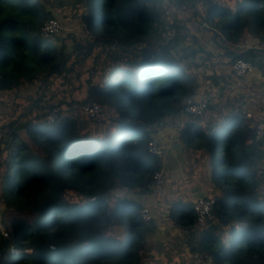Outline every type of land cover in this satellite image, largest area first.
Masks as SVG:
<instances>
[{
	"label": "trees",
	"instance_id": "1",
	"mask_svg": "<svg viewBox=\"0 0 264 264\" xmlns=\"http://www.w3.org/2000/svg\"><path fill=\"white\" fill-rule=\"evenodd\" d=\"M63 1L0 0V93L41 82L56 87L41 96L53 101L86 75V100L103 114L82 122V103L48 102L57 122L25 124L44 156L19 138L21 126L0 124V206L35 215L15 221L7 237L0 231V264H264V178L256 172L264 150L254 140L253 114L245 118L241 99L221 118L207 115L209 100L201 117L183 112L197 101L201 79L235 85V58L226 62L229 74H217L210 56L195 61L198 40L221 49L246 31L264 44V0H175L191 14L186 22L161 0H72L71 23L57 10ZM49 19L62 25L55 40L42 35ZM188 37L198 50L181 47ZM238 57L264 65L252 50ZM110 63L121 68L98 76ZM183 118L179 139L207 163L214 205L198 222L191 198L172 199L166 215L179 232L174 257L150 240L157 221L151 201L141 199L163 187H151L163 156L149 153L148 142L158 126Z\"/></svg>",
	"mask_w": 264,
	"mask_h": 264
},
{
	"label": "crops",
	"instance_id": "2",
	"mask_svg": "<svg viewBox=\"0 0 264 264\" xmlns=\"http://www.w3.org/2000/svg\"><path fill=\"white\" fill-rule=\"evenodd\" d=\"M198 7H200L199 4ZM177 17H181L183 20L186 18L180 10L177 13ZM188 18L189 16L187 19ZM193 34L197 36L196 33L193 32ZM198 42L199 47H201L203 51L196 55L195 61L201 63L210 56L211 66L217 70V74H229L230 65L226 62L251 50L262 56L261 58L257 57L258 59L264 60V44H260L258 39L252 37L246 31L242 34L237 44H223V49H219L217 45L210 40L204 41L199 39ZM224 48L234 52L236 55L233 57L226 56L224 54ZM111 65L112 63H110V67L108 66L106 69L108 70L106 74L112 71ZM98 75L103 76L104 74ZM230 80L234 82L235 85L223 88L224 85L221 83L220 86L217 87L212 82L201 79L195 100H209L211 109L207 112V115L211 118H217L220 116V112H226L232 106L236 108L239 99H241L243 101V106L247 103V113L253 114L255 120H264V65H262V67L258 65L254 66L252 73L242 80H239V86H236L238 83L237 79L230 77ZM79 83L80 85L75 87L70 93H63L53 101H49V98L42 99L41 96L43 93L48 94L52 92L56 87L49 84L47 87L43 88L41 82H36L28 86L22 85L11 91L0 93V124L13 122L14 128L21 126V128L16 131L19 138L25 141L33 152L42 155V151L32 141L25 124L37 123L39 121L37 117H40V115L48 109V102L65 100L72 104H78V102L83 103L87 99L88 87L87 84H83L82 81ZM67 86L68 85L63 86L62 89L68 90ZM33 103H35L34 106H32ZM44 104H46V107L42 108ZM79 120L88 122L81 119V117ZM181 120L184 121L185 119L183 118ZM173 121L175 120L168 121L166 124L158 126L154 134V138L158 143L166 147L162 168L164 180L166 181V179L169 178L176 181L178 185H181L180 188L184 191L186 190V192L189 191L190 194L192 193V200L200 196L207 197V194H209L213 188L210 178L207 177L206 173L207 163H202L200 161L199 155L201 153L199 150L192 149L191 151L182 144L179 139V130L171 124ZM262 150H264V140H262ZM261 164L264 165V157L261 159ZM146 197L143 196V199L149 200L151 198L150 195Z\"/></svg>",
	"mask_w": 264,
	"mask_h": 264
},
{
	"label": "built area",
	"instance_id": "3",
	"mask_svg": "<svg viewBox=\"0 0 264 264\" xmlns=\"http://www.w3.org/2000/svg\"><path fill=\"white\" fill-rule=\"evenodd\" d=\"M61 30L60 23L56 19H49L47 20L41 31L42 35L50 40H55L57 34ZM232 74L235 79L238 80V83L236 86H239V80H242L247 75L253 72L254 65L243 58L237 57L234 59V61L231 64ZM207 109V100H188L185 107H184V114L188 116H195V117H201L205 114ZM81 119L90 121L92 119H96L100 117L103 114V107L93 101L85 100L81 105ZM60 116L58 114V109L55 106L49 107L47 110H45L40 115V121L53 124L59 120ZM246 119L252 120V114L246 113L245 114ZM172 125L178 130L183 128L184 121L183 120H176L171 122ZM253 124V136L255 141H262L264 140V120H252ZM147 150L149 153L157 156H164V152L166 150V147L158 143V141L155 138H152L147 145ZM257 175L259 177L264 178V168L258 167ZM164 182V175L162 170L160 172H157L154 174L151 187H156L162 185ZM214 205V200L211 198H207L204 196L197 197L193 200V207L194 211L197 216L198 222H203L212 211ZM141 218L144 222H149L151 220V213L147 206H144L140 210ZM0 231L3 234V236H8V230L0 226Z\"/></svg>",
	"mask_w": 264,
	"mask_h": 264
},
{
	"label": "rangeland",
	"instance_id": "4",
	"mask_svg": "<svg viewBox=\"0 0 264 264\" xmlns=\"http://www.w3.org/2000/svg\"><path fill=\"white\" fill-rule=\"evenodd\" d=\"M161 4L164 8L165 6H168V7H170V5L172 6L171 9L167 8L168 10L165 8L169 15L173 14L172 13L173 11L178 13V11L180 10L179 7L178 8L176 7L177 3L175 2V0H161ZM58 5L59 6H56L57 10L60 13L61 17L64 15V17H62L64 21H68L69 23L73 22L75 19L73 18L74 11H73L72 0H64L61 6L60 4ZM181 13L184 14L185 12L183 13V11H181ZM189 16H191V14ZM184 21L185 22L188 21L187 17L184 19ZM60 26L62 25L60 24ZM192 35L195 36V34L193 33ZM195 37L197 38V36ZM181 47L189 48L190 50L199 49V47H197L193 43V40L191 37H188L187 40L181 44ZM116 68H121V67L112 63L111 69H116ZM107 71L108 70H106L105 72L101 71L98 74H106ZM98 76H101V75H98ZM86 79H87L86 75H82L80 78V81H82L83 84H86ZM65 92L68 93L69 89L66 90ZM192 149L194 148L190 147L191 151ZM42 156H44L43 153H42ZM161 186L163 187L153 192L150 195L151 198L149 199L151 201L150 209L153 211V214L156 217V221H157L156 222L157 229L153 234L150 235L149 238L157 246H164V247L169 246L171 256L176 257L177 251H175L172 248L173 246L172 241L177 237L179 232L171 225L170 221L167 219L166 212L173 198L182 197L185 200H189L193 196H192V193L190 194L189 191L186 192V190L184 191L182 188H180L181 185H178L176 181H174L173 179L168 178L166 179V181L164 180ZM141 200H142V203L145 202L146 204H148L149 202V200L146 201L143 198ZM34 219H35V215L32 213L18 214V213L13 212L12 210H7V209H4L2 206H0V226L3 227L4 229L5 228L7 230L12 229V225L15 221L33 222ZM209 261L210 259L208 260V262H202V264H209ZM198 264H201V262H199Z\"/></svg>",
	"mask_w": 264,
	"mask_h": 264
},
{
	"label": "water",
	"instance_id": "5",
	"mask_svg": "<svg viewBox=\"0 0 264 264\" xmlns=\"http://www.w3.org/2000/svg\"><path fill=\"white\" fill-rule=\"evenodd\" d=\"M238 56H236V58H237ZM35 105V103H33V105L32 106H34Z\"/></svg>",
	"mask_w": 264,
	"mask_h": 264
}]
</instances>
